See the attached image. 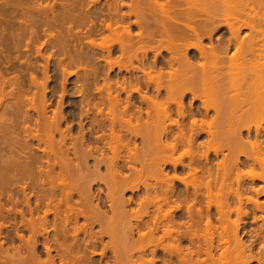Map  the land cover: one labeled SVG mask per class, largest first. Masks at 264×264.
Listing matches in <instances>:
<instances>
[{
  "label": "bare ground",
  "instance_id": "6f19581e",
  "mask_svg": "<svg viewBox=\"0 0 264 264\" xmlns=\"http://www.w3.org/2000/svg\"><path fill=\"white\" fill-rule=\"evenodd\" d=\"M72 1L49 25L21 10L40 63L0 60V264H264V0H107L85 19ZM64 21L78 52L47 31ZM50 42L66 82L92 56L109 71L86 67L70 114L64 80L48 98Z\"/></svg>",
  "mask_w": 264,
  "mask_h": 264
},
{
  "label": "rangeland",
  "instance_id": "374dc122",
  "mask_svg": "<svg viewBox=\"0 0 264 264\" xmlns=\"http://www.w3.org/2000/svg\"><path fill=\"white\" fill-rule=\"evenodd\" d=\"M18 1H23V0H0V18H1L0 20L2 21V19H3V20L5 19V20L8 21V22H9L10 20H12L11 22H13V23L10 24V22H9V24H10L11 26L13 25L12 27L14 28V29H13V28L9 25L11 28L9 27V29H6V31H5V30L3 31V30L1 29L3 23L0 22V31L2 30L1 32H3V35H2V33L0 34V54H1V51H2V53L4 54V55H2V54L0 55V60H1V61H5V60L7 59V58H6V57H7L6 55L9 56V53H10V56H9L10 59L15 57L14 59H12V62L18 64V66H20V65H21V66H26V64H27V62H28V61H27L28 58H29V60L32 58V61H39V63H40V61L42 60V58L39 57L37 54L35 55V56L37 57L36 59H35V57H33L34 55H33V56L31 55L32 57H30V53L32 54L33 52H34V53L36 52L34 49H36V47H37L36 44H37L38 42H35V43L33 42V43L35 44L36 47L33 46L34 44L32 43V46H30V45H31V44H30V45H29L30 48H28V44H27L26 47L30 50V51L28 50V51H29V52H28V55H29V56L27 55V51H25V50H27V48L24 47V46H25V43H26L27 41L29 42V37H28V36H29V32H30L29 30H31V29L28 30V34H27L28 36H25V35H24V36H25V37H24L23 34H26V33H27V31H26L27 28L24 30L25 27H23V28H22L23 30H22V29H20L21 26H19V24H21L20 22L23 21L24 18H26V16H24V18H23V16H21V15H23L22 11H24V12L26 11V12H27L28 9H29V10L31 9V10H32V13H31V11H30V13H31V19H32V21L35 20V22H34V21H33V22L36 24V23L39 21V20L36 21V19H37V18H38V19H41V16L44 17V18L42 17L43 20H45L46 18H48V20L51 21L52 19H54V17H53L54 15H56L55 17H57V16H58V17H61L63 14H64V15L67 14L66 11H65L64 9L67 10V9L70 7L69 4H72L71 2H73V1H72V0H68V1H67V0H37L38 2L35 1V2L33 3V6H34V7H32V8H29L28 6H29V5H30V7L32 6L31 3L33 2V0H30V1L27 0L26 2L23 1L21 5L19 4ZM28 1H29V2H28ZM58 1H59V2H58ZM74 1H75V0H74ZM76 1H78V0H76ZM80 1H81V0H79V3H80L81 6H80L79 3H78V6L76 5L77 8L75 7V8L77 9V11H78L79 8L81 9V11H82L83 13H84V12L87 13L88 10H89L91 13H90V12H88V13H90L91 15H92V11H95V12H93V16L96 15V14L94 15V13H97V12L100 13V12H101L100 9L105 10L104 8H107L106 5H105V4L107 3V2H106L107 0H98L97 3H96V5H94V3H92V4H93L92 6L90 5V4H91V1H89V0H86L87 3L85 2V0H84V1H81V2H80ZM94 1H95V0H94ZM108 1H109V0H108ZM177 1H178V0H177ZM8 2H9V3H8ZM24 2H25V3H24ZM27 2H28L29 4H26ZM36 2H37V4H38L40 7L36 4ZM39 2H40L43 6L46 5V4L49 2L48 5L44 6L45 8H47V10L45 9V10L47 11V13L44 11V13H46V15L43 14V10H44V8H43V6H42ZM60 2H61V3H60ZM82 2H83L84 4H81ZM88 2H89L90 4H89ZM92 2H93V0H92ZM163 2H164V3H163ZM165 2H166L165 0H159V3H163L164 6H160V7L158 8V9H159V10H158V13L161 12V11H163V10H164L163 12H166L165 8H166V9L168 8L167 11H171V7H173L174 5H176V4H174V3H167V2H166L167 4H165ZM191 2L194 3V1H191ZM3 3H5V4H3ZM14 3H15V4H14ZM16 3H17V4H16ZM20 3H21V2H20ZM73 3H74V2H73ZM85 3H86V4H85ZM104 3H105V4H104ZM177 3H178V2H177ZM185 3H187V1H185ZM193 3H192V4H193ZM2 4H3V5H2ZM12 4H13V5H12ZM23 4H24V5L26 4V7H24ZM34 4H35L36 7L38 8L37 10L35 9L36 7H35ZM50 4H51V5H50ZM54 4H55V6H54ZM64 4H65V6H64ZM88 4H89V5H88ZM170 4H174V5L172 6V5H170ZM179 4H180V2H179ZM183 4H184V0H183ZM187 4L189 5L190 3L188 2ZM192 4H190L189 6H190V7H193ZM17 5H18V6H17ZM27 5H28V6H27ZM49 5H50V6H49ZM66 5H67V6H66ZM68 5H69V6H68ZM74 5H75V4H74ZM82 5H83V6H82ZM87 5H88V6H87ZM103 5H104V6H103ZM166 5H167V6H166ZM180 5H182V4H180ZM191 5H192V6H191ZM194 5H195V4H194ZM16 6H17V7H16ZM47 6H48L49 8H48ZM51 6L54 7V8L52 7V9H54V10H52V9L49 10V9L51 8ZM63 6H64V7H63ZM72 6H73V4L71 5V8H72ZM79 6H80V7H79ZM168 6H169V7H168ZM170 6H171V7H170ZM178 6H179V5H178ZM178 6L176 5L175 8L178 7ZM182 6H183V5H182ZM184 6H185V5H184ZM189 6H187V7H189ZM196 6H197V5H196ZM3 7H4V8H3ZM14 7H16V8H14ZM66 7H67V8H66ZM81 7H82V8H81ZM180 7H181V6H180ZM17 8H19V9H17ZM23 8H24V9H23ZM27 8H28V9H27ZM39 8H42V12H39V11H38ZM71 8H70V10H71ZM73 8H74V7H73ZM175 8H172V9L174 10ZM184 8H186V7H184ZM193 8H194V7H193ZM25 9H26V10H25ZM80 9H79V11L77 12V14L80 13ZM181 9H183V8H181ZM19 10H20V11H19ZM21 10H22V11H21ZM63 10H64V12H63ZM68 10H69V9H68ZM68 10H67V12H68ZM83 10H86V11H83ZM97 10H99V11H97ZM103 10H102V11H103ZM173 10H172V11H173ZM175 10H176V9H175ZM178 10H179V9H178ZM1 11H2V12H1ZM12 11H14V12H12ZM48 11H50V12H48ZM53 11H55V12H53ZM15 12H16V13H15ZM18 12H19V13H18ZM20 12H21V13H20ZM35 12H36V13H35ZM82 12H81V13H82ZM105 12H107V9H106V11H104V13H105ZM34 13H35V14H34ZM51 13H55V14L53 15V14H51ZM68 13L71 14V13H72V10H71V12H68ZM73 13H75V15H76V12L74 11V9H73ZM83 13H82L81 15L84 16V14H86V13H84V14H83ZM88 13H87V14H88ZM99 13H98V14H99ZM102 13H103V12H102ZM7 14H8V15H7ZM19 14H20V15H19ZM33 14H34V15H33ZM39 14H40V16H39ZM47 14H48V15H47ZM87 14H86V16H87ZM90 14H89V15H90ZM98 14H97V15H98ZM5 15H6V16H5ZM13 15H15V16H13ZM16 15H17V16H16ZM32 15H33V16H32ZM44 15H45V16H44ZM52 15H53V16H52ZM60 15H61V16H60ZM73 15H74V14H73ZM73 15H70V17H71V18L73 17V18L75 19V17H74L75 15H74V16H73ZM81 15L79 14L80 17H81ZM1 16H3V18H2ZM9 16H10V17H9ZM11 16H13V17H11ZM18 16H19V17H18ZM35 16H37V17L35 18ZM47 16H48V17H47ZM83 16H82L81 18L85 19ZM16 17H17V18H16ZM20 17L22 18V20L19 19ZM49 17H51V19H50ZM58 17H57V19H58ZM65 17H66V16H65ZM77 17H78V16L76 15V18H77ZM87 17H89V16H87ZM87 17H86V18H87ZM90 17H92V16H90ZM95 17H99V16H95ZM11 18H12V19H11ZM15 18H16V19H15ZM33 18H34V19H33ZM68 18H69V17H67V20H68ZM81 18L78 17L79 21L82 20ZM14 19H15V20H14ZM18 19H19L20 21H18ZM42 19H41V20H42ZM78 19H77V20H78ZM16 20H17V21H16ZM48 20H47V21H48ZM54 20H55V19H54ZM72 20H73V19H72ZM77 20H76V21H77ZM99 20H100V19H99ZM99 20H98V21H99ZM14 21H15V22H14ZM24 21H26V20L24 19ZM74 21H75V20H74ZM82 21H84V20H82ZM17 22H18V23H17ZM33 22H32V25H33ZM41 22H42V21H41ZM41 22L39 21V22L37 23V24H38L37 26L41 25ZM52 22H53V21H52ZM67 22H68V21H67ZM67 22H66V24H65V21H64V24H65V25H63L64 28H63L62 25H61V26H58V25H59V24H58V25H57V26H58L57 28H54V27H53L56 31H55V30L53 31V29H48V30H47V31L52 30L51 33H52V32L54 33V36H55L54 38H55V40L57 39V40H56L57 43H58V41H59L58 38H60V41H59V42H61V39H62V38L64 39V38H65V35H66V37H68L67 39H69L70 36H68V35H69V34H72L71 32H68V31H69V30H72L71 28H73V27H72L71 25H72V22H73V21L70 22V20H69V22H70V26H71L70 29H69L68 26H67V25L69 24V22H68V23H67ZM88 22H90V21L88 20ZM23 23H25V22H23ZM39 23H40V24H39ZM42 23H43V22H42ZM45 23L48 24V22H46V20H45ZM45 23H44V24H45ZM50 23H51V22H50ZM53 23H54V22H53ZM57 23H58V22H57ZM74 23L76 24L77 22H74ZM74 23H73V25H74ZM80 23H81V22H78V23H77V27H76V25H75L76 28H74V29L77 30L78 28H80V29L82 30V29H83L82 27H80V26L78 27V24H80ZM82 23H83V22H82ZM97 23H98V22H97ZM54 24H55V23H54ZM60 24H61V23H60ZM62 24H63V23H62ZM83 24H85L87 27L89 26V25H87V24H89V23H85V21H84ZM22 25H24V24H22ZM42 25H43V24H42ZM42 25H41V26H42ZM48 25H49V24H48ZM48 25H44V26H43L44 29L41 28V26H40V30H39V28H38L36 25H35L36 27H35V26H31L30 28H32V31H34L35 29L38 28L37 30L40 32V36H39V33H38V36L40 37V39L42 38V39H41V41H42V40L44 39V36H45V34H44L45 26H46L47 28H49ZM81 25H82V24H81ZM85 25H83V27H84L83 30H84V31L87 30V27H85ZM51 26H52V25H51ZM53 26H54V25H53ZM70 26H69V27H70ZM17 27H19V28H17ZM34 27H35V28H34ZM16 28H17V29H16ZM47 28H46V29H47ZM66 28H68L69 30L67 31ZM98 28H99V27H98ZM33 29H34V30H33ZM57 29H58V31H57ZM63 29H64V30H63ZM80 29H79V30H80ZM8 30H9V31H8ZM15 30H16L17 33L15 32ZM17 30H18V31L20 30V31L18 32ZM41 30H42V31H41ZM43 30H44V31H43ZM79 30H78V32H79ZM134 30H135V29H134ZM11 31H12V32H11ZM13 31H14V32H13ZM61 31H62V32H61ZM65 31H66V32H65ZM72 31H73V33H75L74 30H72ZM106 31H107V30H105L104 32H106ZM22 32H24V33H22ZM25 32H26V33H25ZM36 32H37V31H36ZM41 32H43V33H41ZM56 32H57V33H56ZM80 32H81V31H80ZM104 32H103V33H104ZM4 33H5V35H4ZM15 33H16V35H18V33H20L21 35H20V34H19V35L21 36V38H24V39H25V38L27 37L28 40H26V39H27V38H26L25 40H21V41H22V42H20L21 45H20V44H17V43H16V39H14V41L12 40V39L14 38V36L16 37ZM45 33H46V32H45ZM76 33H77V32H76ZM81 33H82V32H81ZM108 33H109V34H108ZM55 34H56V35H55ZM58 34H59V35H58ZM60 34H61V36H60ZM82 34H83V33H82ZM105 34H106V33H105ZM105 34L102 35V31H101V35H100V34H99V35L97 34V35H98V38H97V36H96L97 40L100 41L101 37L103 36V38H105V41L108 39L109 42H110V36L108 37V35H110V30L107 32V35H105ZM19 35H18V36H19ZM9 36H10V37H9ZM20 36H19V38H20ZM62 36H64V37H62ZM100 36H101V37H100ZM45 37H46V36H45ZM93 37H95V36H93ZM8 38L11 39V40H9ZM16 38L18 39V37H16ZM90 38H91V37H90ZM96 38H94V39L96 40ZM99 38H100V39H99ZM7 39H8L9 41H8ZM52 39H53V38H52ZM63 39H62V42H63ZM65 39H66V38H65ZM84 39H85V38H84ZM86 39H88V37H86ZM94 39H92V40H94ZM3 40H4V41L7 40V41L4 42ZM55 40L53 39V41H55ZM69 40H71V38H70ZM69 40H68V41H69ZM90 40H91V39H89V41H90ZM1 41H2V42H1ZM41 41H39L40 44H41ZM43 41H44V40H43ZM43 41H42V43H44L46 40H45L44 42H43ZM65 41H67V40H64V42H65ZM68 41H67V42H68ZM72 41H73V42H71V43H72L73 45H72L71 43H69L70 41L68 42V43L70 44V46H69V44H67L71 49L73 48L72 46H75V44H76L75 42H77V40H73V38H72ZM85 41H88V40H85ZM103 41H104V40L102 39V42H103ZM105 41L103 42V44H107V43H108V41H107L106 43H105ZM12 42H13V43H12ZM28 42H27V43H28ZM51 42H52V41H51ZM51 42H50V43H51ZM56 42H55V43H56ZM62 42H61V43H62ZM64 42H63V43H64ZM67 42H65V44H66ZM82 42H84V40H83ZM95 42H96V41H95ZM23 43H24V44H23ZM55 43L48 44V45H51L50 47H48L47 45H45V46L43 45V46H42V50H43V47H45V48H47V51H46V49L44 48V50L42 51L44 55L41 54L42 56H45V57L48 56V55H45V54H47V53L49 54V56H50V55H51L52 57L54 56V58H52V57L50 56V59L52 58V59H54V60H52V59L50 60V62L52 61V62L50 63L51 66H49L50 68L48 69V70H49V71H48V75H49V77H50V80H48L49 84H47V85H48V86H47V90H48V93H47V94H48V98H51V97L55 96V97L51 98V99L54 101V104H53L52 108H53L54 106L56 107L55 99H56V98L59 99V96H58V95H60L59 93L61 92V90H60V89H61V85L63 84V81H62V80H64V79L61 78L62 75H60V71H59L58 66H57V68H56V65H57L56 61L59 60L58 58L63 57L62 55H65V53H64L65 51L60 52V51H61L60 48H59V47H60V45H59L60 43H59V44L56 43L57 46L59 45V47H55V46H56ZM84 43H86V45H88L87 42H84ZM97 43H98V42H97ZM1 44H2V45H1ZM4 44H5V45H4ZM7 44H8V45H7ZM10 44H11V45H10ZM22 44H23V45H22ZM52 44H53V45H52ZM98 44H99V43H98ZM12 45H13V46H12ZM17 45H18V46L20 45L21 47H16ZM37 45L39 46V44H37ZM77 45L80 46V44H77ZM77 45H76L75 48H77ZM81 45H83V43H82ZM86 45H85V46H86ZM108 45H110V43H108ZM5 46H6V48H5ZM9 46H10V47H9ZM11 46H12V47H11ZM14 46H15L16 48H15ZM61 46H63V45L61 44ZM64 46H66V45H64ZM68 46H66L67 49H69ZM83 46H84V45H83ZM7 47H8V48H7ZM23 47H24V48H23ZM34 47H35V48H34ZM80 47H81V46H80ZM80 47H79V52L81 51V53H83V54H85V53H84L85 51H88V53H90V51H91L89 48H88V50H87V47H88V46H86L84 49L82 48L84 51H83ZM2 48H3V50H2ZM12 48H13V49H12ZM14 48H15V49H14ZM31 48H33V49H31ZM51 48H53V49H51ZM55 48H56V49H55ZM63 48H64V47H63ZM63 48H62V49H63ZM75 48H73V49H75ZM4 49H5V50H4ZM6 49H7V51H6ZM17 49H18V51H17ZM20 49L22 50V52H23V50H24V52H23V55H24V56H23V55L21 56V50H20ZM54 49H55V50H54ZM64 49H65V48H64ZM64 49H63V50H64ZM67 49H66V52H67ZM71 49H70V50H71ZM77 49H78V48H77ZM77 49H75L74 51H77V52H78ZM11 50H12V52H11ZM19 50H20V52H19ZM32 50H33V52H32ZM52 50H53L54 54L50 53V51L52 52ZM3 51H4V52L6 51V53H4ZM56 51L62 53V54H60L61 56L57 55L58 52L55 53ZM71 51H72V50H71ZM74 51H72V52H74ZM82 51H83V52H82ZM7 52H8V53H7ZM16 52H17V53H16ZM25 52H26V53H25ZM42 52H41V53H42ZM11 53H12V54H11ZM24 53L26 54V56H25ZM63 53H64V54H63ZM68 53H69V52H68ZM15 54H16V55H15ZM18 54H19L20 56H19ZM69 54H70V53H69ZM165 54H166V53H165ZM165 54H164V55H165ZM55 55H56V56H55ZM67 55H68V54H66V56H67ZM89 55H90V54H87V56H89ZM232 55H234V54H232ZM17 56H18V58H16ZM27 56H28V58H27ZM66 56H65V58H68V57H66ZM68 56H69V55H68ZM87 56H86V57H87ZM9 57H8V58H9ZM89 57H90V56H89ZM95 57L97 58V56H94V57L92 56V59H91V57H90V60H89V58H88V60H87V58H86V63H87V65L85 66L86 63H85V61H84V62H83V65H84L85 67H82V66H81V67L86 69V67L89 68V65H90V66H91L90 69L92 70V69H93V68H92L93 66H95V67L98 66V67H97L98 69H101V68H102L100 71H102V70L104 71V70L106 69V67H104V66H106V65H103V64H105V63H104V60L101 61V60H99V59L97 58V59L99 60V61H97V59H96ZM4 58H5V59H4ZM21 58H22L23 60L19 62L18 60H21ZM25 58H26V59H25ZM40 58H41V59H40ZM47 58H48V57H47ZM93 58H94V59H93ZM33 59H35V60H33ZM37 59H39V60H37ZM263 59H264V58H261V59H259L258 61L261 62V61H263ZM83 60H85V58H84ZM83 60H82V61H83ZM82 61H80V63H81ZM100 61H101V62H100ZM92 62H93V63H92ZM260 62H259V63H260ZM80 63L78 62L76 65H80ZM98 63H99V64H98ZM261 63H262V62H261ZM95 64H97V65H95ZM5 65H8V64H5ZM81 65H82V64H81ZM100 66H101V67H100ZM72 67H73V68H72ZM72 67H70V68H71L70 70H73L74 67L76 68V66H73V65H72ZM79 67H80V66H79ZM18 68H19V69H14V70L9 71V73L5 74V77L8 76L9 78H12V80H13V78L16 79L15 77L18 76V79H19V76H20L21 72L24 70V68H23V67H22L23 69H21V67H18ZM77 68H78V67H77ZM88 68H87V69H88ZM103 68H104V69H103ZM85 69H79L80 72L78 71V74H72V76L69 75V76L67 77V79H66L67 82L64 80L65 84L67 83V84H66V88H67L66 91H67V92L65 93L64 100H63V102H64V103H63V107H64V108H63V111H64V109H65V112H64V113H66V114H67V111H68L69 114H70V111L72 112V111H75L76 109H77V111H78L79 107H76V108H75L74 106H79V104L81 105V103H80L79 101H82V97H81V96H82V93H84V92H83V91H82V92L80 91V92H81V94H80V92H79V90H78V92H79V94H78L77 90H75V89H77L76 87H78L79 84H81V83H79V82H81V79L84 78L83 76L86 75L85 73L88 72V70H87L86 72H84ZM107 69H108V68H107ZM18 70L21 71V72L19 73ZM57 70H58L59 72H58ZM77 70H78V69H77ZM77 70L74 69L73 71H77ZM91 70H89V72H90ZM103 71H102V73H104V72H105V73H106V72H109V71H107V70H105L104 72H103ZM89 72H88V73H89ZM24 73L27 75V72L23 71L22 74H24ZM22 74H21V75H22ZM40 74L42 75V73L36 74V75H38V78L42 77ZM80 74H81V75H80ZM13 75H14V76H13ZM16 75H17V76H16ZM73 75H74V76H73ZM75 75H76V76H75ZM77 75H78V76H77ZM8 77H7V79H8ZM20 77H22V76H20ZM27 77H29V75H28ZM77 78H78V79H77ZM85 78H86V77H85ZM76 79H77V80H76ZM15 82H16V81H14V83H15ZM83 82H85V79L82 80V85L84 84ZM101 82H102V80H101ZM11 83L14 84L13 81H11ZM60 83H61V85H60ZM77 83H78V84H77ZM102 83H103V82H102ZM12 84H10V85L8 84V85H9L8 87L13 86ZM100 84H101V83H100ZM14 85L16 86V84H14ZM76 85H77V86H76ZM82 85H81V86H82ZM81 86H80V88H81ZM86 86H87V85H86ZM86 86L83 85L82 88L85 87V88H83V89L86 90V88H87ZM17 87H18V86H16V88H17ZM11 88H12V87H11ZM14 88H15V87H14ZM78 88H79V87H78ZM88 88H89V87H88ZM91 88H92V87H90V89H91ZM72 89H73V90H72ZM90 89H89V90H90ZM57 90H58V92H57ZM59 90H60V91H59ZM80 90H82V89H80ZM85 90H84V91H85ZM87 90H88V89H87ZM89 90H88V91H89ZM95 91H96V90H95ZM95 91H94V88H93V89H92V92L95 93ZM86 92H87V91H86ZM56 93H57L58 95H57ZM88 93H91V92H88ZM93 93H92V94H93ZM49 94L52 95V96H50ZM54 94H56V95H54ZM85 94L87 95V93H85ZM75 95H76V96H75ZM79 96H80L81 98H79ZM83 96H84V95H83ZM75 97H76V98H75ZM77 97H78V98H77ZM75 99H78V100H76L77 102L75 101L76 103L74 102ZM186 101H188V99H187ZM77 103H78V105H77ZM64 104H65V105H64ZM196 104H198V103H196ZM74 109H75V110H74ZM77 111H76V112H77ZM93 113L95 114V112H93ZM94 114H92V115H94ZM174 116L176 117V115H174ZM92 117H93V116H92ZM88 122H90V120H89ZM245 171H247V170L244 169L243 172L245 173ZM145 175H146V177L148 178L147 174H144L143 179H145V178H144ZM258 183H260V185L262 184V182H258ZM95 188H96V189L94 190V191H95V195H99V191H98L97 186H95ZM126 193H127V195L131 194V192H129V191H127ZM99 196H100V195H99ZM218 197H219V196H218ZM214 198H215V197H214ZM214 198H213V200H214ZM219 199H220V198H218L217 201H218ZM259 199H260V200H263V199H264V196H260ZM101 201H102V200H101ZM214 202L216 203V200H214ZM101 203H102V202H101ZM137 203H139V202H137ZM140 203H141V202H140ZM142 203H143V202H142ZM144 203H145V204H143L142 206H140L139 204H138V205H137V204H136V205L133 204V207H134L135 209H141V210H143V209L145 208L146 204H147L146 202H144ZM102 206H103V205H102ZM104 206H105V205H104ZM104 206H103V207H104ZM103 207H102V208H103ZM213 207H214V206H213ZM103 209H104V208H103ZM214 209H215V207H214ZM258 214H259V212H258ZM249 220H250V221H249ZM249 220H247V224L249 225V226H247V227H251V226L253 227V226L255 225V223L253 222L252 219H249ZM251 220H252V221H251ZM218 254H220V253H218ZM218 254L216 255L217 258H218V256H219Z\"/></svg>",
  "mask_w": 264,
  "mask_h": 264
}]
</instances>
